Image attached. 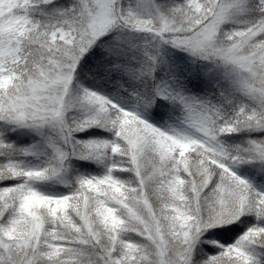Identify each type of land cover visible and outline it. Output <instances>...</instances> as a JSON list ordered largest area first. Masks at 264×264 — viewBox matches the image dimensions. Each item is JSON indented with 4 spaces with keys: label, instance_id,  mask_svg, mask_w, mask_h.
<instances>
[{
    "label": "snow or ice",
    "instance_id": "1",
    "mask_svg": "<svg viewBox=\"0 0 264 264\" xmlns=\"http://www.w3.org/2000/svg\"><path fill=\"white\" fill-rule=\"evenodd\" d=\"M0 264H264V0H0Z\"/></svg>",
    "mask_w": 264,
    "mask_h": 264
}]
</instances>
